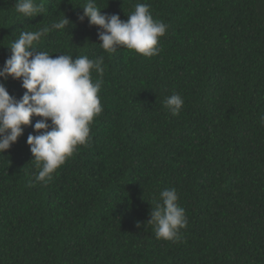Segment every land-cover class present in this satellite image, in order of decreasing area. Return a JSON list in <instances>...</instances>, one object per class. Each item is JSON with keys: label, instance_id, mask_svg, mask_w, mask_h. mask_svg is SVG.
<instances>
[{"label": "trees", "instance_id": "trees-1", "mask_svg": "<svg viewBox=\"0 0 264 264\" xmlns=\"http://www.w3.org/2000/svg\"><path fill=\"white\" fill-rule=\"evenodd\" d=\"M95 2L122 21L148 4L167 25L159 54L104 51L102 30L78 19L87 0H35L33 18L0 0V68L21 31L64 16L31 51L103 56L105 68L89 142L52 181H35L27 144L42 118L0 153V264H264V0ZM0 82L17 99L26 91ZM173 94L179 116L163 104ZM170 188L188 220L175 243L148 223Z\"/></svg>", "mask_w": 264, "mask_h": 264}, {"label": "clouds", "instance_id": "clouds-1", "mask_svg": "<svg viewBox=\"0 0 264 264\" xmlns=\"http://www.w3.org/2000/svg\"><path fill=\"white\" fill-rule=\"evenodd\" d=\"M15 11L26 18L41 15L42 4L35 0H15ZM78 17L87 18L89 26H98L100 48L113 53L123 47L136 54L150 58L161 51L159 40L166 34L167 25L155 20L146 3L137 4L134 11L122 21L119 15L102 14L95 0H87ZM70 23L64 16L60 21L38 31H21L19 38L11 43L10 56L0 68V81L9 78L22 81L26 91L20 99L9 94L4 82H0V153H4L22 136L31 117L42 119L34 125L36 135L29 134L32 161L38 173L37 183L47 184L53 180L57 170L74 155L78 146L86 145L90 139V124L103 111L101 91L104 74V57L90 59L61 54L53 57L48 52H36L34 42L53 30H63ZM97 73L93 80L92 72ZM173 116H179L184 105L180 94H173L163 102ZM50 121V123H49ZM264 124V117L261 118ZM175 188L160 193V201L150 213L148 221L153 226L157 240L178 242L181 229L188 225L185 209L178 203Z\"/></svg>", "mask_w": 264, "mask_h": 264}]
</instances>
